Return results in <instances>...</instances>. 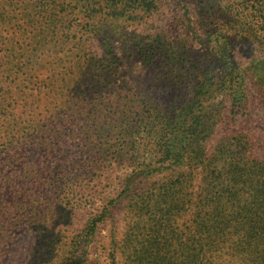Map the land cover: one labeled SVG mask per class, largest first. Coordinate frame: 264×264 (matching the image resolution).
<instances>
[{
  "label": "rangeland",
  "instance_id": "1",
  "mask_svg": "<svg viewBox=\"0 0 264 264\" xmlns=\"http://www.w3.org/2000/svg\"><path fill=\"white\" fill-rule=\"evenodd\" d=\"M32 1L45 7V18L33 13L35 21L46 25L52 15L57 21L40 34L39 45L25 47L29 72L18 76L41 81L40 91L33 92L35 108L28 110L34 121L30 143L13 164L6 162L7 150L0 145V264H59L55 253L74 242L85 245L86 252L75 264H141V246L150 247L147 259H155L158 245L153 240L141 244L142 222L153 223L141 218L145 181L136 178L129 190L126 182L143 159L158 157L145 136L152 131L148 118H155L158 129L163 116L193 96L197 69L208 65L218 72L208 38L214 31L221 35L228 62L243 69L245 96L238 107L227 91L215 90L212 101L220 113L206 149L210 155L236 138L242 159L258 160L256 173L250 165L251 173L264 185V0H158L151 12L128 7L117 19L105 18L109 40L102 44L82 32L79 23L86 19L57 14L52 0H16ZM100 19L96 13L88 22ZM154 36L161 44L153 42ZM74 41L84 44L89 72L60 93L50 90L53 74L72 63L73 55L64 53L77 52ZM163 43L177 45L178 56L168 61L173 55L165 56L162 49L170 50ZM7 59L0 52V62ZM10 138L4 134L0 143ZM50 138L59 143L42 145H49ZM105 210L91 237L77 238L90 218ZM188 221L185 215L174 226L180 231Z\"/></svg>",
  "mask_w": 264,
  "mask_h": 264
},
{
  "label": "trees",
  "instance_id": "2",
  "mask_svg": "<svg viewBox=\"0 0 264 264\" xmlns=\"http://www.w3.org/2000/svg\"><path fill=\"white\" fill-rule=\"evenodd\" d=\"M157 1L52 0V8L57 14L65 11L69 20L86 19L83 25L79 23L83 26L82 32L93 39L100 38L102 44L109 40L103 30L106 17L117 19L128 7L151 12ZM44 12L45 7L36 1L17 3L16 0H0V52L8 57L0 62V138L4 134L11 136L0 145L7 150L5 158L9 164L19 162L21 149L32 138L30 131L34 121L28 116V110L33 112L35 108L33 92L40 91L38 85L41 81L32 75H24L21 80L18 76L29 72L30 59L25 47L31 42L39 45L40 34L57 21L55 15L50 16L46 25L36 20L40 28L35 32L33 13L43 20ZM96 13H100L103 19L89 23L88 20ZM33 32V36L28 37ZM220 36L215 31L208 35L213 42L211 51L217 55L218 72L208 65L197 69L193 96L163 116L164 121L159 123L158 129L155 118H148L152 131L145 136L155 144L158 157L143 159L141 166L132 170L125 186L129 190L135 185L136 178L145 181L142 185L146 189L141 191V218L146 216L145 221L153 223L145 225L141 220V244L144 242L146 245L153 240L158 249L155 259L149 260L145 254L150 247L141 246V264H264V185L250 168L252 165L256 173L258 160L250 157L246 162L242 159L236 138L220 143L210 155L206 149L214 119L220 113L212 101L215 90L219 89L224 94L227 91L238 107L245 96L243 69L228 62ZM152 40L161 44L158 36ZM74 42L77 52L64 53L65 57L73 55L72 63L65 72L53 74V81L47 85L50 90L60 93L89 72L87 54L81 51L84 44ZM165 45L163 43L161 47ZM166 46L170 51L163 48L165 56L168 53L173 55L168 61L178 56L177 45ZM58 59L60 61V57ZM2 126L13 133H4ZM58 143L57 138H50L49 145L46 142L42 145L50 148ZM68 162H73V159ZM106 214L105 210L90 218L77 238L91 237L97 223ZM185 215L189 221L178 231L174 225ZM139 231L134 228V232ZM131 236L136 237L137 233H131ZM73 244L72 248L55 253L56 258L61 259L59 264H75L85 256V245L77 247L76 242Z\"/></svg>",
  "mask_w": 264,
  "mask_h": 264
}]
</instances>
